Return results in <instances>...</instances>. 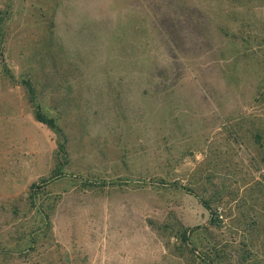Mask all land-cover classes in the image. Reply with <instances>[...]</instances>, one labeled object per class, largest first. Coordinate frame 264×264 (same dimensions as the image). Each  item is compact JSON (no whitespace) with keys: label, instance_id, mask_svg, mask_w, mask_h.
<instances>
[{"label":"rangeland","instance_id":"obj_1","mask_svg":"<svg viewBox=\"0 0 264 264\" xmlns=\"http://www.w3.org/2000/svg\"><path fill=\"white\" fill-rule=\"evenodd\" d=\"M262 93L264 0H0V264L263 258Z\"/></svg>","mask_w":264,"mask_h":264},{"label":"trees","instance_id":"obj_2","mask_svg":"<svg viewBox=\"0 0 264 264\" xmlns=\"http://www.w3.org/2000/svg\"><path fill=\"white\" fill-rule=\"evenodd\" d=\"M233 1H239V0H233ZM170 5H171L170 3L169 4L168 3H164L162 5V7L160 8L161 10L157 8V13L154 14L155 16H157L155 18V22L157 24H159V25L161 24V27L162 28H164V27H170L171 28V26H174L175 25V24L172 23V25L170 24V26H169V21L168 20L165 21L164 19H161V21H160V17H165V16H167L168 13H171V11H169ZM183 10H185V8H183ZM190 10H192L191 12L194 13L193 14V17L194 18L195 17H197V18L198 17H201V19H196L195 18L194 21H192V25L194 24L192 30L193 31H194V29L197 30L198 29V24H199V26H201V24L204 23L202 21L205 19L206 20L207 30H209V33L213 37L215 30L213 28H210V27L211 26H215V23H213L212 20L209 17H205V15L203 13L204 11H202V9L200 7L195 6V4L190 8ZM188 12H190V11L188 10ZM166 23H167V25H165ZM175 26H177V25H175ZM170 28H167V29H169V31H168L167 34H168V37L170 39L169 42H170V44H172L171 46L173 47V46H175L178 43L179 36L180 35L177 34V32H172V30H170ZM196 32L197 31H195V33ZM196 36L197 37L195 39L198 40L199 39V36L197 35V33H196ZM242 40L246 44V42H248L250 39H242ZM260 45H262V44H260ZM261 82H262L261 83V85H262L263 84V80ZM25 83H27L29 85V91H30V94H31V101L34 102L35 101L34 89L32 88L31 83H30L29 80L26 79L25 80ZM254 101H255V103H259L260 101L261 102H264V93L260 94L257 98H255ZM35 116H36V118H37L38 121H40V122L48 125L53 130H57V131L59 130L60 131V128H59V126L56 123V120L53 117L47 116L42 111V109H41V107H40L39 104H36ZM251 123L253 124L254 128L256 129V124L254 122H251ZM237 125L239 126V128L241 127V124H237ZM237 125H235V126H237ZM262 128L263 129H260L258 132L255 133L256 144L258 145V149H260L261 152L264 151V133H262V132H264V126ZM61 147L64 150V146H61ZM260 161H261V164H259L260 166L259 165L257 166L258 168H262L261 165L262 164L264 165V156H263V158H261ZM60 171L57 174H55L54 176L60 175L61 174ZM262 177L264 179V174H262ZM263 179H262V181H263ZM262 181L260 180V182H262ZM36 187L40 188L41 186H39L37 183H33L31 185V187H30V189H31V196L33 198H36V195H37V191L35 189ZM223 196H224V194H221L220 192H215L211 196H208V197H202L201 196V198H200L201 199V202L203 203V205L210 210V213H211V223L213 225H217V226L219 225V223H220V215H219L217 209H213V207H212L213 204L212 203L217 202V201L218 202H221V200L223 199ZM239 254H241L242 261L248 262V264H261L260 259H264V256H261L263 258H258V256H259V255L257 256L258 253L253 252V250L251 249V246L246 245V244L241 249V251L239 252ZM254 256H255L254 259H255L256 262H250L249 259H252ZM3 261H4V263L6 262L5 260H3Z\"/></svg>","mask_w":264,"mask_h":264}]
</instances>
